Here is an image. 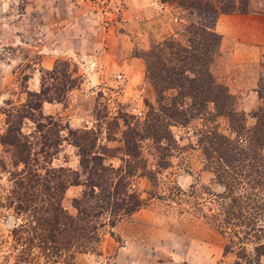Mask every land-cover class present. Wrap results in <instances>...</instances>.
Returning <instances> with one entry per match:
<instances>
[{
	"label": "rangeland",
	"instance_id": "obj_1",
	"mask_svg": "<svg viewBox=\"0 0 264 264\" xmlns=\"http://www.w3.org/2000/svg\"><path fill=\"white\" fill-rule=\"evenodd\" d=\"M195 1L155 0L167 7L164 20L173 30L147 46L127 35L128 54L117 57L116 39L126 35L129 11H139L137 0H0V135L25 102V90L38 92L41 82L49 92L59 87L60 77L45 73L63 65L76 87L52 102L59 104L54 113L41 107L36 123L25 119L20 126L31 171L51 178L69 169L82 180L77 146L83 147L117 171L106 173L107 182L145 203L130 216H116L113 225L104 218L94 252L61 254L41 243L44 233L34 219L48 207L40 186L27 190L36 193L29 208H16L28 176L21 163L12 164L11 148L0 145V264H264V193L255 173L259 147L251 138L252 114L264 103V62L242 69L222 64L219 40L205 35L213 14ZM169 38L200 58L209 46L217 105L206 97L211 87L202 75L181 71L184 89L196 78L201 86L194 100L167 81L170 65L149 59L146 66L142 55ZM148 69L160 75L155 87ZM240 77L253 79V88L244 89ZM82 190L69 186L61 197L71 218Z\"/></svg>",
	"mask_w": 264,
	"mask_h": 264
},
{
	"label": "trees",
	"instance_id": "obj_2",
	"mask_svg": "<svg viewBox=\"0 0 264 264\" xmlns=\"http://www.w3.org/2000/svg\"><path fill=\"white\" fill-rule=\"evenodd\" d=\"M161 1L164 3L169 0ZM258 3L259 0H196L194 4L197 5V8L199 6L202 7V13L213 14L211 20L213 24L215 18L220 14L257 13L264 15V7L258 6ZM202 28L205 30L209 27ZM205 35H207V37H213L212 41L216 40L218 44V35L212 31L207 32V34L205 33ZM202 39L203 41L208 40ZM210 40L207 42H210ZM205 46L207 49H205L204 46L200 49L199 53L202 54V58H200L190 51L187 52V49L180 47L179 44L169 38L165 39L160 44L154 45L149 51L142 55V59L147 67H149L147 64L149 59H154L156 62L161 60L165 65L167 64L166 67L170 65L167 67V81L170 85H174L178 89L181 88L183 91H180V93L190 95V97L195 100V98H199V93L201 91L199 87L201 86L196 81V78L190 80L193 84L189 87L188 91L184 89L179 82L182 78L181 71L188 70V72L194 73L195 75H202L204 83L208 85L207 90L209 87H211L210 91L211 89L219 88L208 69L211 63L210 57L213 53L210 52L211 49H209L206 43ZM61 66L63 65H56L52 71L45 73L51 79H56L58 76L60 77L61 81L58 88L49 92V89L41 82L38 92L24 91L26 100L19 106L21 108L16 110L15 114L11 117L12 120L8 122L5 130L0 135V145L4 148H11L12 164L17 165L21 163L24 166L23 172L25 176H28L26 177V179H28L27 183L23 185L25 188L24 191L18 195L19 200L17 201L18 206L16 208L24 212L26 208L30 207L27 205V202L33 203L36 200V193H33L34 191L28 193L27 191H30L33 186L39 185V192L44 195V198L45 196L47 197V200H45L47 201L46 206L48 209L45 208L43 212L44 216L35 217L34 219L40 227V230L44 233L40 235V238L43 240L41 243H47L49 246L52 245L53 248H57L58 252L61 254L68 253L70 249L78 253L94 252L99 243L97 230L99 227L105 225L104 218L108 220L107 224L113 225L115 220H118L116 216L119 218L130 216L143 207L145 203L137 199L132 193L126 194L124 188L120 191L115 189L114 182L110 183V179H108L107 182L106 178L110 177H108L106 173L115 175L117 171L102 167L100 163L101 157L94 154L89 157L87 151H85L83 147L77 146L81 176L84 177L82 180L79 179V173L70 171L69 169L54 171L50 173L51 178L47 175H45L44 178L38 177L36 173L31 171V165L28 161L30 162L32 160L29 159L28 153H25V155L22 154L26 151V144L23 143L24 137L21 135L20 126L25 119L32 123H36L42 103H60L63 101L66 94L76 87L77 79L72 78L70 75L66 76L67 71ZM151 67L155 68L153 64ZM195 68H197V70ZM148 72L150 73L149 76L152 85L155 87V81L160 75L150 69H148ZM161 81L165 82L164 79H161ZM223 94L222 97L226 100L228 98V93L224 91ZM206 97H208L210 103L217 105L216 99L218 95L215 92L211 91ZM198 105H202V101H199ZM252 117L256 120V123L251 130V138H253V146L259 147V152L255 159L257 160L255 173L259 176L258 182L262 187L261 191L264 193V158L262 157V152L264 150V103H262L261 109L258 110V112L252 114ZM40 125L41 123L37 124V126ZM19 148L21 149L20 151L17 150ZM225 159L232 160L230 155ZM57 172L62 173L59 176L56 175ZM103 173L105 174L103 175ZM103 178L104 181L102 180ZM54 180L63 181V184L59 186L51 185V182ZM77 185L82 186L83 190L80 198L72 201V206L76 210V216L71 218L60 207V201L64 191L69 186ZM117 211H120V215ZM60 234L62 235L60 236ZM57 236L60 238L57 239Z\"/></svg>",
	"mask_w": 264,
	"mask_h": 264
},
{
	"label": "crops",
	"instance_id": "obj_3",
	"mask_svg": "<svg viewBox=\"0 0 264 264\" xmlns=\"http://www.w3.org/2000/svg\"><path fill=\"white\" fill-rule=\"evenodd\" d=\"M139 1V11L130 10L131 19L123 25L126 35L116 39V56L125 57L128 54L129 43H126L127 35H138L141 37L142 46L158 43L168 32L173 30L174 25L164 20L169 16L167 7L156 3L155 0ZM164 21V22H163ZM213 33L219 37L220 53L218 60L229 67L230 64L241 68L247 64H259L264 62V15L263 14H220L211 25ZM135 58L126 60L127 65H132ZM218 60L216 62H218ZM228 69V68H225ZM221 76L216 79L221 82ZM239 84L244 89H252L253 79L238 78ZM256 80V79H254ZM224 81V80H223ZM235 81V80H234ZM233 81V82H234ZM234 82V84H237ZM229 88L232 86L228 82ZM43 112H53L59 104L42 103Z\"/></svg>",
	"mask_w": 264,
	"mask_h": 264
}]
</instances>
